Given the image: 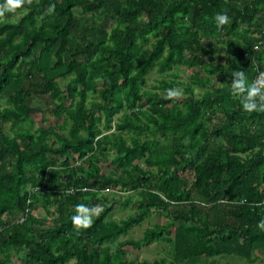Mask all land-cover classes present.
<instances>
[{"label": "trees", "instance_id": "obj_1", "mask_svg": "<svg viewBox=\"0 0 264 264\" xmlns=\"http://www.w3.org/2000/svg\"><path fill=\"white\" fill-rule=\"evenodd\" d=\"M4 3L0 264L252 262L264 251V102L247 111L232 88L236 70L253 84L264 67V0ZM223 11L231 22L218 28ZM44 96L62 122L32 129ZM115 192L135 193L124 205L137 195L119 221L108 219ZM154 211L166 222L124 239ZM160 242L170 257L130 256Z\"/></svg>", "mask_w": 264, "mask_h": 264}, {"label": "rangeland", "instance_id": "obj_2", "mask_svg": "<svg viewBox=\"0 0 264 264\" xmlns=\"http://www.w3.org/2000/svg\"><path fill=\"white\" fill-rule=\"evenodd\" d=\"M179 72H181L180 77H182L184 80H187V77L184 76V69L178 68ZM190 72V71H189ZM169 76V75H166ZM171 76V75H170ZM161 76L158 73V71H153L149 74L148 76V85L147 88L154 90L152 88L153 85L156 84L157 80L160 79ZM182 79V80H183ZM35 107L40 108L42 110H47L46 114H43L41 112H34L33 114H31V118L33 120V124L31 125L32 129H36L38 126L40 125H45L48 126L50 124H54V123H61L63 118L57 119L56 121H54L51 117V109L54 107L53 101L50 99V97H41V98H37L34 100V104ZM6 131H8V128L6 126L5 128ZM140 163H142V165L144 166V163L140 161ZM108 167H105V171L108 173L109 172ZM116 196L115 198V203H114V207L113 210L111 211V213L108 216V219H112V220H117L119 221L120 219L128 216L129 214L135 212L137 210V195L132 198V200L130 201L129 204L124 205V200L126 199L125 197L129 194V193H125L123 192L122 194H119L118 192H115ZM119 194V195H118ZM132 195L135 193H131ZM129 194V195H131ZM107 197L109 199H111L112 196H114V193H107ZM113 200V199H112ZM111 200V201H112ZM98 207L95 208V211H98ZM42 217L45 216V212L42 211V213L40 214ZM166 222V218L163 215H160L159 213H157V211H154L153 213H151V215L139 226H135L128 234L127 237H125L124 239H135V240H139L143 237L144 231L147 228L153 227L156 224H163ZM170 250H171V246L168 243L165 242H160V243H156V244H152V245H148V246H143L140 250H138L137 252L135 251H131V257H138L140 260H148V261H152L154 259H158L160 257H170ZM255 259L252 262L247 261V259L237 256V255H218L216 257H207V258H203L201 260V264H264V251H258L255 254ZM68 264H75L73 261L69 262Z\"/></svg>", "mask_w": 264, "mask_h": 264}, {"label": "clouds", "instance_id": "obj_3", "mask_svg": "<svg viewBox=\"0 0 264 264\" xmlns=\"http://www.w3.org/2000/svg\"><path fill=\"white\" fill-rule=\"evenodd\" d=\"M22 3L23 0H5L3 9L11 11L15 8L20 7ZM214 20L218 28H221L225 24H229L231 22V18L228 15L227 11L217 13L214 17ZM232 76L238 78L232 81V88H240L242 89V93H244L241 99V103L245 110L251 111L253 109H256L258 103L264 102V91H262L259 87H257L255 83L247 84L244 71L236 70L235 72L232 73ZM176 94L177 93H175L172 90H170L168 93L170 97ZM260 106L264 107V104H261ZM77 208L83 209L85 213L89 211L88 208L84 205H77ZM72 222L77 227L87 228L91 224V219L88 215H83V216L74 215L72 217ZM258 226L264 228V219L260 221Z\"/></svg>", "mask_w": 264, "mask_h": 264}, {"label": "built area", "instance_id": "obj_4", "mask_svg": "<svg viewBox=\"0 0 264 264\" xmlns=\"http://www.w3.org/2000/svg\"><path fill=\"white\" fill-rule=\"evenodd\" d=\"M253 83H255L257 85V87H259L260 89H263L264 88V67L261 71H259V73L255 76L254 78V81ZM73 191V190H71ZM30 202V201H29ZM263 203H264V199H263ZM27 211L26 212H29L30 209L27 208L26 209ZM26 218V215L24 214L23 216H21L19 219H18V222L22 223Z\"/></svg>", "mask_w": 264, "mask_h": 264}]
</instances>
